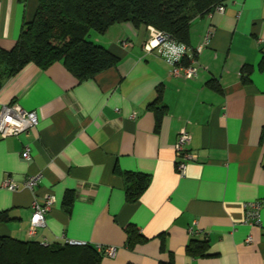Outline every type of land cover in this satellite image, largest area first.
<instances>
[{"label":"crops","instance_id":"1","mask_svg":"<svg viewBox=\"0 0 264 264\" xmlns=\"http://www.w3.org/2000/svg\"><path fill=\"white\" fill-rule=\"evenodd\" d=\"M37 1L0 0L1 48L15 45ZM222 5L191 22L194 77L171 75L143 47L148 27L122 22L88 36L119 57L115 66L79 81L59 61L28 63L4 82L0 108L15 102L38 123L0 137V236L114 247L102 264H264V0ZM182 129L190 133L184 175L173 151ZM124 172L150 178L135 202ZM35 174L38 185L24 188ZM6 178L16 190L2 186ZM47 194L45 225L29 234L32 204ZM253 201L258 225L245 220ZM130 224L144 241L128 244ZM192 241L207 242L204 255L188 249Z\"/></svg>","mask_w":264,"mask_h":264},{"label":"trees","instance_id":"2","mask_svg":"<svg viewBox=\"0 0 264 264\" xmlns=\"http://www.w3.org/2000/svg\"><path fill=\"white\" fill-rule=\"evenodd\" d=\"M222 0H38L34 15L25 20L15 45L0 47V88L28 63L45 69L61 62L79 81L115 66L119 57L89 40L90 33L104 34L116 23L152 26L168 32L188 46L190 25L210 15ZM188 64V60L184 59ZM246 73L250 68L245 67ZM243 72V71H242ZM243 74V73H242ZM128 202L138 200L149 176L124 172ZM7 216L0 212V221ZM128 244L146 238L132 224L126 227ZM191 252L204 255L205 241H192ZM102 253L89 244H48L0 236V264H102Z\"/></svg>","mask_w":264,"mask_h":264},{"label":"built area","instance_id":"3","mask_svg":"<svg viewBox=\"0 0 264 264\" xmlns=\"http://www.w3.org/2000/svg\"><path fill=\"white\" fill-rule=\"evenodd\" d=\"M223 1V0H222ZM215 10L222 12L223 5L218 4ZM209 32L206 35V40L208 39ZM175 43V47H179L180 44L185 46V51L180 54L179 59H171L173 53L165 47L166 44ZM127 44L128 42H124ZM145 50H155L157 54L165 60L171 66V75L181 76L184 78L194 77L197 73V67L194 64V56L190 54V48L182 43L178 42L171 37V35L161 29H157L152 26H148V38L144 43ZM202 46H199L196 52H199ZM184 59L188 60V64L184 63ZM38 123V117L34 110H25L21 108L17 103L4 104L0 108V137L5 138L7 136H16L21 133L29 132ZM190 142V133L182 129L178 132L176 141L173 145L174 151V164L180 175H184L187 167V161L190 157L187 146ZM23 155L26 159L30 157L29 147L25 146L23 149ZM39 174L29 175L23 180V187L33 190L39 182ZM2 186L9 190H16L18 185L11 179L6 178ZM54 203V197L51 194H47L44 197V201L38 203L36 201L32 204V214L30 217V226L28 228L29 234L33 233L37 227L45 225V216ZM260 201H253L246 206V216L245 220L250 224H259V210ZM252 236L249 234L246 238V242H251ZM69 244H84L82 242H77L70 240ZM99 251L107 256L115 255V248L112 246H98Z\"/></svg>","mask_w":264,"mask_h":264},{"label":"clouds","instance_id":"4","mask_svg":"<svg viewBox=\"0 0 264 264\" xmlns=\"http://www.w3.org/2000/svg\"><path fill=\"white\" fill-rule=\"evenodd\" d=\"M175 43H171V44H166L165 47L169 49L170 52L173 53L171 59H179L180 54H182L185 51V46L183 44H180L179 47H175ZM176 53H180L179 55H177Z\"/></svg>","mask_w":264,"mask_h":264}]
</instances>
